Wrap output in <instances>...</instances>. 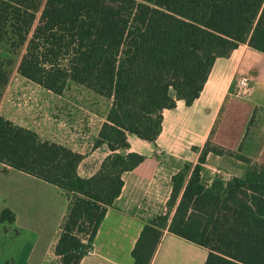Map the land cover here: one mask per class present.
<instances>
[{"label": "trees", "instance_id": "obj_1", "mask_svg": "<svg viewBox=\"0 0 264 264\" xmlns=\"http://www.w3.org/2000/svg\"><path fill=\"white\" fill-rule=\"evenodd\" d=\"M240 43L264 52V0H0V48H24L21 76L56 94L74 82L111 99L93 139L110 152L90 176L77 171L82 153L0 114V162L57 185L68 199L55 264H79L91 251L122 174L144 161L128 150V134L155 142L163 110L179 99L192 104L216 58ZM13 62L0 57V100ZM219 118L197 162L172 174L165 212L144 222L133 264L151 263L165 229L204 246L202 264H264V162L216 142ZM209 153L246 169L207 182ZM14 219L11 208L0 210V223Z\"/></svg>", "mask_w": 264, "mask_h": 264}, {"label": "crops", "instance_id": "obj_2", "mask_svg": "<svg viewBox=\"0 0 264 264\" xmlns=\"http://www.w3.org/2000/svg\"><path fill=\"white\" fill-rule=\"evenodd\" d=\"M245 74L249 75L251 85L247 97L235 93L238 79ZM42 100L35 115L25 114L23 107H17V100H11L0 114L35 129L42 139L82 153L78 173H95L110 152L105 144L93 147V139L106 120V111L101 114L95 132L70 121L68 127H62L55 99ZM263 111L264 52L240 43L228 57L216 58L192 104L179 99L176 106L163 110L162 130L155 142L128 134V150L144 154L145 159L122 174V190L108 207L91 251L79 264H133L131 251L144 222L165 212L172 174L186 162H197L216 119L220 117L214 140L251 157L243 152L248 126ZM254 159L264 162V136ZM237 163L244 165L233 156L209 153L202 174L210 182L214 171L220 170L218 166L232 170ZM230 172L223 178L237 175ZM67 205L68 199L57 185L0 162V210L9 207L15 213L13 222L0 223V264H55L59 257L54 246ZM207 252L204 246L165 229L150 264H202Z\"/></svg>", "mask_w": 264, "mask_h": 264}, {"label": "rangeland", "instance_id": "obj_3", "mask_svg": "<svg viewBox=\"0 0 264 264\" xmlns=\"http://www.w3.org/2000/svg\"><path fill=\"white\" fill-rule=\"evenodd\" d=\"M23 52L24 48L17 54H11L4 48H0V57H10L14 60L9 81L0 100V112L4 113L7 104L11 100H17V107H23L26 110H24L25 114L29 116L33 113L35 115L37 108L39 109L41 106L40 102L43 101L42 99L54 98L57 105L56 108L59 109L58 113L60 114L58 120L63 119V121H59L62 127L64 125L68 127V121H70L78 127L81 124V126L87 129L90 128V130L95 132L101 122L100 116L107 111L111 99L96 95L93 91L74 82H70L61 94H54L53 91L47 90L43 86L24 78L17 71V65ZM84 108H87L88 111H85ZM263 136L264 111L261 115L256 114L250 121L243 152L250 155L251 158H255ZM244 165L242 164L241 166L237 163V165L232 166V170H228L227 167L220 165L218 166L220 170H215L214 172L216 173L213 176L225 177V173L228 171L242 175L246 169V165L245 167Z\"/></svg>", "mask_w": 264, "mask_h": 264}, {"label": "built area", "instance_id": "obj_4", "mask_svg": "<svg viewBox=\"0 0 264 264\" xmlns=\"http://www.w3.org/2000/svg\"><path fill=\"white\" fill-rule=\"evenodd\" d=\"M251 85L250 77L248 74L240 76L237 83V88L235 90L236 95L247 97L250 94Z\"/></svg>", "mask_w": 264, "mask_h": 264}]
</instances>
